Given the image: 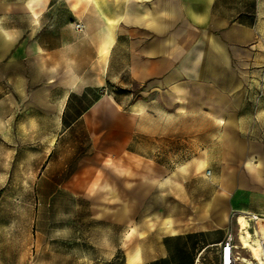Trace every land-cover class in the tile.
<instances>
[{
  "label": "crops",
  "instance_id": "crops-1",
  "mask_svg": "<svg viewBox=\"0 0 264 264\" xmlns=\"http://www.w3.org/2000/svg\"><path fill=\"white\" fill-rule=\"evenodd\" d=\"M63 1L68 15L55 22L45 20L51 0H0V60L28 52L45 75L34 88L47 91V104L49 90L64 91L63 141H53L44 169L54 178L72 166L61 183L68 192L108 185L107 175L120 185L140 164L166 180L163 154L211 174L216 138L222 164L254 153L247 79L264 60V0ZM183 152L196 161L178 158ZM221 240L212 242L217 264ZM159 245L145 262L167 256Z\"/></svg>",
  "mask_w": 264,
  "mask_h": 264
},
{
  "label": "rangeland",
  "instance_id": "rangeland-1",
  "mask_svg": "<svg viewBox=\"0 0 264 264\" xmlns=\"http://www.w3.org/2000/svg\"><path fill=\"white\" fill-rule=\"evenodd\" d=\"M45 12V20L55 22L68 15L63 0H51ZM8 61L0 60V264H129L136 249L142 264H217L212 242L231 233L238 245L242 211L264 219V60L247 79L246 126L254 153L245 161L222 164L216 138L210 175L200 162L181 168L182 162L168 159L174 153L163 154L172 167L163 171L166 180L138 164L120 185H111L107 175L108 185L89 186L80 195L61 185L72 166L54 178L44 169L53 141H63L58 138L64 91L58 85L49 90L47 104V91L34 88L45 77L37 60L25 52L23 59ZM215 129L217 135V124ZM81 141L85 146L87 140ZM194 156L177 154L187 162L196 161ZM169 233L176 235L165 238ZM160 240L167 256L145 262L159 253ZM237 251L252 264H264V254L257 260L246 249ZM238 264L251 263L240 258Z\"/></svg>",
  "mask_w": 264,
  "mask_h": 264
},
{
  "label": "bare ground",
  "instance_id": "bare-ground-1",
  "mask_svg": "<svg viewBox=\"0 0 264 264\" xmlns=\"http://www.w3.org/2000/svg\"><path fill=\"white\" fill-rule=\"evenodd\" d=\"M32 12L36 15L37 12L32 9ZM223 197L226 193L221 191ZM220 194V195H221ZM218 203V201H216ZM248 212L242 211L239 221V227L237 232L238 245L241 249H246L251 253L252 259L260 260L261 255L264 254V219L258 217L256 214L246 215ZM226 217L220 219V222H225ZM255 222L252 226L251 222ZM166 222V221H165ZM221 226V225H220ZM176 234V233H175ZM141 259V254L138 249L134 250L128 255V263L133 264ZM243 262L253 263L251 259L241 257ZM264 262V261H262ZM259 262V263H262Z\"/></svg>",
  "mask_w": 264,
  "mask_h": 264
},
{
  "label": "built area",
  "instance_id": "built-area-1",
  "mask_svg": "<svg viewBox=\"0 0 264 264\" xmlns=\"http://www.w3.org/2000/svg\"><path fill=\"white\" fill-rule=\"evenodd\" d=\"M74 28L78 31L84 29V24L81 21H76ZM206 174H210V170L206 171ZM219 264H238L241 258L237 251V245L234 243L232 234H227L220 242Z\"/></svg>",
  "mask_w": 264,
  "mask_h": 264
},
{
  "label": "trees",
  "instance_id": "trees-1",
  "mask_svg": "<svg viewBox=\"0 0 264 264\" xmlns=\"http://www.w3.org/2000/svg\"><path fill=\"white\" fill-rule=\"evenodd\" d=\"M161 261H162V260H158V261L156 262V264H160Z\"/></svg>",
  "mask_w": 264,
  "mask_h": 264
}]
</instances>
